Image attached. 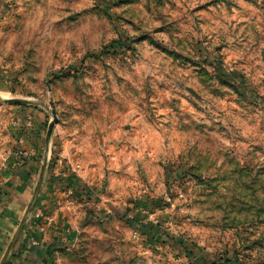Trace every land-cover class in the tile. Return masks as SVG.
<instances>
[{
    "label": "rangeland",
    "instance_id": "rangeland-1",
    "mask_svg": "<svg viewBox=\"0 0 264 264\" xmlns=\"http://www.w3.org/2000/svg\"><path fill=\"white\" fill-rule=\"evenodd\" d=\"M25 109L74 185L55 264H264V0H0V153Z\"/></svg>",
    "mask_w": 264,
    "mask_h": 264
},
{
    "label": "crops",
    "instance_id": "crops-1",
    "mask_svg": "<svg viewBox=\"0 0 264 264\" xmlns=\"http://www.w3.org/2000/svg\"><path fill=\"white\" fill-rule=\"evenodd\" d=\"M24 111L18 113L25 128L0 153V264H55L54 255L75 242L63 201L74 185L70 178L54 175L44 125ZM42 226L47 227L45 236L39 232Z\"/></svg>",
    "mask_w": 264,
    "mask_h": 264
},
{
    "label": "water",
    "instance_id": "water-1",
    "mask_svg": "<svg viewBox=\"0 0 264 264\" xmlns=\"http://www.w3.org/2000/svg\"><path fill=\"white\" fill-rule=\"evenodd\" d=\"M6 104L8 105H25L27 104L26 101H21V100H6L4 101ZM58 122V118H57V114L55 111H52V121L48 127V131H47V138L50 140L52 138L55 126L57 125Z\"/></svg>",
    "mask_w": 264,
    "mask_h": 264
},
{
    "label": "built area",
    "instance_id": "built-area-1",
    "mask_svg": "<svg viewBox=\"0 0 264 264\" xmlns=\"http://www.w3.org/2000/svg\"><path fill=\"white\" fill-rule=\"evenodd\" d=\"M39 232H40V235L45 236L47 234V227H45V226L40 227ZM33 245L37 246L39 244H38V242L34 241Z\"/></svg>",
    "mask_w": 264,
    "mask_h": 264
},
{
    "label": "trees",
    "instance_id": "trees-1",
    "mask_svg": "<svg viewBox=\"0 0 264 264\" xmlns=\"http://www.w3.org/2000/svg\"><path fill=\"white\" fill-rule=\"evenodd\" d=\"M121 46V45H120ZM119 49H122L121 47H119ZM108 52V51H107ZM114 53H115V51H114ZM110 54V53H109ZM113 54V53H112Z\"/></svg>",
    "mask_w": 264,
    "mask_h": 264
}]
</instances>
